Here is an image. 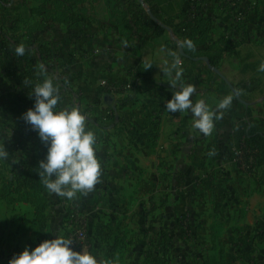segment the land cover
<instances>
[{
    "label": "crops",
    "instance_id": "obj_1",
    "mask_svg": "<svg viewBox=\"0 0 264 264\" xmlns=\"http://www.w3.org/2000/svg\"><path fill=\"white\" fill-rule=\"evenodd\" d=\"M135 1L136 7L132 0H84L72 24L51 20L50 3L37 14L32 9L40 0H10L9 7L20 4L23 15L18 30L3 21L0 3V140L6 141L2 133L14 121L26 141L25 154L0 161V264L26 247L66 238L73 212L85 224L74 251H88L100 264H165L172 256L167 248L184 253L173 264H264V72L258 71L264 62V0ZM112 9L125 14L129 32L111 21ZM191 9L208 22V38L195 47L212 54L225 48L213 64L206 56L201 57L207 61L182 62L184 83L196 86L191 98L214 109L233 96L208 136L192 127L189 112L166 111L179 89L170 85L164 68L181 60L178 45L187 44L194 26ZM45 16L42 29L29 31ZM159 23L163 29L151 32ZM29 42L42 44L48 57L38 62L28 50L34 60L27 74L15 49ZM138 67L142 71L135 74ZM47 78L59 88L57 110L78 107L88 117L102 175L92 192L73 200L45 191L41 238L32 195L17 181L16 167L30 159L34 145L42 160L47 155V146L23 119L34 107V87ZM11 86L20 91L15 107ZM249 135L259 155L247 172L237 167L233 152ZM10 182L21 191L11 192ZM18 193L25 199H15Z\"/></svg>",
    "mask_w": 264,
    "mask_h": 264
},
{
    "label": "clouds",
    "instance_id": "obj_2",
    "mask_svg": "<svg viewBox=\"0 0 264 264\" xmlns=\"http://www.w3.org/2000/svg\"><path fill=\"white\" fill-rule=\"evenodd\" d=\"M187 47L195 49L191 40L187 42ZM15 51L22 56L26 49L20 45ZM152 65L148 64L146 68ZM39 67L42 73L46 71L43 64ZM183 71L178 57L164 68V74L171 77L168 81L170 85L179 89L167 101L166 111L189 112L192 127L205 136L211 135L215 122L222 119L224 112L231 107L233 96L222 98L214 109L204 99L194 102L191 97L197 91L196 86L184 83ZM258 71L264 72V62H261ZM33 93L34 107L23 114V119L37 131L39 139L47 146V155L39 162L40 179L50 194L68 200L75 199L78 193L88 195L100 183L102 175L101 161L97 156V136L87 128L88 117L78 107L57 110L61 96L52 78L38 83ZM8 158V151L0 146V161ZM72 244L71 239L57 235L54 239L42 241L34 249L26 247L9 264H100L92 253L84 249L74 251L70 247Z\"/></svg>",
    "mask_w": 264,
    "mask_h": 264
},
{
    "label": "trees",
    "instance_id": "obj_3",
    "mask_svg": "<svg viewBox=\"0 0 264 264\" xmlns=\"http://www.w3.org/2000/svg\"><path fill=\"white\" fill-rule=\"evenodd\" d=\"M40 5L36 8L32 9V12L34 13H41L43 11H46L44 4L50 3L53 7L51 9V20L62 22V23H69L71 22L72 24L75 23V16H76V10L78 8V4L83 2L84 0H40ZM9 2L10 0H0V3L3 8V14L2 18L3 21H10L11 24V29L12 30H18L19 29V23L23 21V15L20 14L17 10L20 8V4L16 8H10L9 7ZM150 9V6H149ZM152 12V8L150 9ZM188 15L191 16V19L194 21V26L190 29V32L188 33V39L191 40L194 45L196 46L197 43L204 42L208 38V22L200 15V13L196 12L194 9H191L188 13ZM44 16V15H43ZM110 19L113 23L118 25L119 27L122 28L126 33L129 32L130 26L128 23V20L125 17V14L122 11H118L116 9H112L110 12ZM45 20H47V16H45L42 21L37 23L36 25L33 24L32 27L29 28V31L33 30H40L43 28L45 24ZM70 23V24H71ZM183 26V23L182 25ZM158 30L163 29V26L156 25ZM141 29H148L145 24H140ZM186 29V26L184 27ZM4 34V33H3ZM6 37V35L4 34ZM219 42L224 43V40H220ZM34 42H29L26 46V52L24 55L19 56L18 58L22 59L25 61V67H26V72L30 71L32 65V61L34 60L33 56L29 54L28 50L32 49L35 54V58H37L38 62H42L45 58H47V53L46 49L42 44H37L34 47H31ZM224 47H218L217 50L212 54L210 52V49H197L195 47L194 50L189 49L186 45H183L182 51L184 54H186L188 57H183L179 55L181 58L182 62L183 61H192L194 58H198L201 56H206L209 59V62L213 64L215 60L219 59L223 52H224ZM18 63V61H17ZM142 71L140 67L136 68L134 73L138 74ZM26 83L29 84V80L26 78ZM122 89L124 88L121 87ZM117 109L116 107H113L111 114L112 117L114 116V113H116ZM251 139L254 140V137L249 135ZM37 145H34L32 147V154L29 160H26L22 163L19 164L16 168L21 172L20 177L17 178V181H21L23 184V188L28 189L30 194L32 195V199L34 202V214H35V220L36 223L39 227V230L41 232V238H43V232H44V227H45V219H46V209H47V197L45 195L46 188L43 184V181L40 179L39 176V162L42 160L39 154L37 153ZM14 168V169H16ZM0 169H1V164H0ZM13 169V170H14ZM250 172V171H249ZM10 191L11 192H19L21 191L22 188L20 186L14 187L13 183H9ZM74 248L73 250H75Z\"/></svg>",
    "mask_w": 264,
    "mask_h": 264
},
{
    "label": "built area",
    "instance_id": "obj_4",
    "mask_svg": "<svg viewBox=\"0 0 264 264\" xmlns=\"http://www.w3.org/2000/svg\"><path fill=\"white\" fill-rule=\"evenodd\" d=\"M231 3H235L238 0H229ZM158 25L162 26L161 23ZM158 30L155 26L152 28V31ZM182 62V60H181ZM125 88V87H124ZM259 148L249 136H245L241 142L235 147L233 152V159L237 165V167L243 171H251L255 162L258 159ZM70 224L72 230L70 231L67 238L73 241V244L70 246L73 249L78 245L79 240L83 237L84 234V222L82 219L76 214L71 213L69 215Z\"/></svg>",
    "mask_w": 264,
    "mask_h": 264
},
{
    "label": "rangeland",
    "instance_id": "obj_5",
    "mask_svg": "<svg viewBox=\"0 0 264 264\" xmlns=\"http://www.w3.org/2000/svg\"><path fill=\"white\" fill-rule=\"evenodd\" d=\"M130 1V0H129ZM120 2V1H119ZM121 3V2H120ZM133 7H136L137 4H136V1L135 0H132V4H131ZM135 11V10H134ZM55 49V48H54ZM56 51V50H55ZM57 55H59V53L57 52ZM12 82V81H11ZM13 83V82H12ZM12 90H13V96H12V101H13V104L12 106H17V103L15 102V100L18 99V94H19V89H17V87L15 88V86H11ZM16 91L18 92L16 94ZM13 107V108H14ZM29 126H31L29 123H28ZM1 130L2 128L0 127V133H1ZM5 132L2 133V135L4 134L5 137H6V141H4V138L3 136L2 137V140L5 142L4 144V147L5 149L8 151L9 153V150H8V144H7V139H10L11 140V143L10 145H12V152H11V155L9 156L10 158L12 157H17L18 154H25L24 153V148L26 147V141H25V138L23 136V133L20 132L19 128L16 126L15 122L12 121V124L10 125L9 129L7 130V128L4 129ZM0 140V146L3 145V141ZM28 145V144H27ZM14 164V163H13ZM15 199H25V195L24 194H16V196H14ZM69 235V234H68ZM67 235V236H68ZM67 238V237H66ZM170 241L168 242L167 241V245H169ZM164 250H167L168 252V256H169V253L172 254L171 258L167 259V262H164L165 264H173L175 262H173V260L175 259V261L177 262H180V258L182 256V254H184L183 252H180L178 249H164ZM173 259V260H172Z\"/></svg>",
    "mask_w": 264,
    "mask_h": 264
},
{
    "label": "water",
    "instance_id": "obj_6",
    "mask_svg": "<svg viewBox=\"0 0 264 264\" xmlns=\"http://www.w3.org/2000/svg\"><path fill=\"white\" fill-rule=\"evenodd\" d=\"M139 2H140L141 4H143V1H142V0H139ZM149 13H150V12H149ZM178 47H179V53H180V55L183 56V57H188V56H187L186 54H184V52L182 51L181 46L178 45ZM197 59H202V60L207 61V58H206V57L195 58V60H197ZM213 70H214L216 73L219 74V71L217 70V68L214 67ZM235 95H236L237 98H239V96H238L237 94H235Z\"/></svg>",
    "mask_w": 264,
    "mask_h": 264
}]
</instances>
